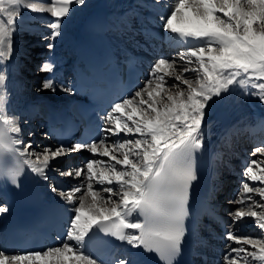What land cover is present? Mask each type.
Wrapping results in <instances>:
<instances>
[{
	"label": "snow or ice",
	"instance_id": "snow-or-ice-1",
	"mask_svg": "<svg viewBox=\"0 0 264 264\" xmlns=\"http://www.w3.org/2000/svg\"><path fill=\"white\" fill-rule=\"evenodd\" d=\"M84 4L85 0H0V14L7 17L0 19V57L7 59L13 51L9 37L22 22L17 19L22 10L50 14L49 33L44 38L51 50L53 41L62 34L65 18ZM159 19L163 31L176 37L184 50L171 59H156L138 88L111 101L89 139L33 146L31 141L14 136L21 133V127L0 113V149L8 152L0 162V179L19 189L18 178L27 167L48 183L50 191L72 205L59 246L16 255L0 250V264H97L85 254L86 238H92L94 228L132 249L156 253L163 264H175L182 254L190 191L197 179L195 156L204 148L208 112L230 94V86L240 87L242 95L264 106V0H177L174 8ZM178 63L181 67L177 70ZM40 70L52 73L54 62L44 63ZM185 73H194L195 78ZM165 76L172 78V84L167 85ZM5 82L6 74H0V85ZM37 91L53 95L60 91L71 96L77 89L48 76ZM4 102V92L0 91V103ZM113 137L118 139L107 143ZM82 151L90 153L83 164L60 170L52 167L53 161ZM257 154L264 156V146L254 147L251 155ZM49 170L81 182L68 190L58 189L50 182ZM243 175L246 181L261 185L241 182L243 193L255 194L259 200L238 194L232 202L239 207L228 213L221 264H240L237 256L241 253L245 254L244 264H264V239L242 231L246 218H250L264 237V162L249 159ZM81 177L88 181L86 189ZM94 180L99 190H93ZM82 190L84 194L77 197L75 194ZM88 196L91 199L86 214ZM7 211L6 205L0 206V213ZM137 255L130 252L116 264H140Z\"/></svg>",
	"mask_w": 264,
	"mask_h": 264
},
{
	"label": "bare ground",
	"instance_id": "bare-ground-1",
	"mask_svg": "<svg viewBox=\"0 0 264 264\" xmlns=\"http://www.w3.org/2000/svg\"><path fill=\"white\" fill-rule=\"evenodd\" d=\"M108 1L110 12H112L115 16L112 20H110L109 15L105 16V31L111 28L112 30H110L109 34L112 36L115 35L118 39L114 44L115 49L124 57L129 56L132 53H136L139 57V62L145 71L149 72L151 64L158 59L157 54H153L152 56H149L150 59H146L143 56L145 49L153 51V49H156V46L170 48L180 47L179 41L176 37L163 31L159 19L161 15H167L174 8L177 0H160L159 3H156L155 0ZM31 2L39 3L40 0H31ZM5 7H7L6 2ZM82 7H85V11L80 15V17L75 18V15ZM118 8L120 9V12ZM94 9H97V6L95 5L94 7H90L87 2L84 5L76 6L70 18H65L66 22L62 25V34L53 41L54 48H52V51L48 54V57L50 54L55 55L54 58L49 57L48 62H54V70L56 71L52 73L40 72L45 74L43 79L54 74L55 80L58 83L64 82L65 85L70 87L79 82V72L74 68V65L82 64L81 66H83L84 64L91 62L89 55L82 54L83 49L87 47L89 42L86 35L81 32V27L85 21L84 19H86L91 14L90 12ZM2 15L7 19L6 15ZM218 15L222 14L218 13ZM0 19L3 18L0 17ZM17 19L22 20V22L19 24L18 30H16L9 37L13 45V51L7 59L0 57V74H6V89L4 88V85H0V91H3L5 95V102L0 103V113L12 118L14 123L21 127V133L13 134L14 136L19 135L21 138H23V136H28L32 139L36 135H41L39 130L44 129L42 136L44 137V143L42 145L54 146L57 142L51 136L46 135V128L38 126V120L33 122L28 120L27 122L25 119L28 118L30 112L34 113L32 111L33 106L44 99L50 101L52 104H67L69 101L78 98V95L75 94L69 96L60 91H57L55 95L51 92H45L44 95H39L40 93L35 92L29 95L27 92H23L21 87L25 83L26 76H21L20 70L25 66L21 67L20 62H18L19 57L22 55H28L25 51L26 47L23 46V43L31 40L32 36L30 35L33 33L43 34L45 31L49 32L47 25L51 21L52 17L47 12L33 13L31 11L22 10V16ZM109 23L111 26L110 28H108ZM73 29L75 30V33H73L72 36ZM79 32L80 38L78 36ZM159 35H162V38H159ZM71 37H73V42L75 40L72 46L70 40ZM44 41L48 40L44 39ZM193 43L196 42L193 41ZM41 44L43 47L46 46L43 42ZM67 53H71L70 60L63 64H59L65 59V55ZM60 67H64V69H60ZM168 70L172 69H167V71ZM62 71L64 75L71 72V77L69 79H62V76L60 75ZM72 77H74V79H72ZM169 78V76H165V80H168ZM31 87L33 88V86ZM230 87V94H228L222 101L216 103L212 107L211 111L208 112L205 118L206 128L204 129V148L198 151L195 156L197 179L193 181L190 191L188 217L185 221L187 234L182 248L192 264H218V259L216 260L214 257H221L222 259L226 251L224 248L226 242L223 239L224 231L221 229L218 219L208 215L207 212L210 208L214 207L221 213L220 215L224 220L230 219L228 216L229 212L226 211L227 206H224L223 202L222 204L220 203V205H217L219 204L217 192L223 189L222 185L227 179L232 178L235 180L234 176L241 177L245 168L240 167V165H246L247 161L252 159L251 154L242 153V151L247 149V147H245L242 143L243 140L251 137L253 130L256 127H260L262 131H264V112L261 113L258 110L259 107H261V104L253 97L247 100V98L242 95V89L240 87ZM221 108L227 110L228 114L224 115V117L226 119L230 117L229 122H224L216 117L217 111ZM126 115L127 114H125V116ZM0 127H3V125H0ZM26 133H28V135ZM29 133H32V135H29ZM122 135L123 134L121 133V136ZM231 135L235 136L236 142H229ZM116 139L118 138L113 137L107 143L111 144ZM87 154L89 153L86 152L85 155H82L81 152H75L71 155H81L85 157ZM235 154L239 157H234L233 155ZM71 155L61 157L53 162L56 166H62L64 165L65 159L67 160V163L70 161ZM4 157V149H0V162H2ZM103 158L104 157H100L99 159ZM234 158L236 160H234ZM32 160L34 163L37 162L33 158ZM261 161L264 162L263 160ZM236 163H238L239 166H237ZM254 168H256V166ZM231 170L235 172L233 174L234 176L228 175V173H231ZM48 175L51 178L50 181H54L55 184L58 183L57 185L63 184L68 186V184H70L73 186V180L58 176L56 171L49 170ZM29 176L33 186L43 193L46 200L57 201L63 204L70 211L72 205L63 201L57 193L50 191L48 183L44 182L41 178H39V176L30 171ZM87 183V180L86 182H83L85 189ZM255 183L259 184V182ZM99 188L100 185L94 180L93 190H99ZM0 189L5 192L4 196L1 198L9 200L8 185L6 183H2ZM238 191V194L241 196L251 195L243 193L242 189ZM238 194L236 195L237 197ZM100 195L107 197L108 194L101 192ZM76 196L79 197V193ZM11 199L15 200L13 198ZM90 199V196L85 199L86 214L87 207L90 206ZM113 199H115V197H113ZM78 202L79 201H77V203ZM246 203L250 202L246 201ZM98 206L107 207L110 205ZM7 208V212L0 213V250H3L6 255H16L18 253L14 250V241L12 236V228L16 212L9 210L8 206ZM209 221L211 222V225L207 226ZM139 222L143 223L144 218L140 217ZM87 246L88 238H86L85 242L86 255H88ZM110 251L117 253L120 258L130 252H135L138 254L137 259L140 261V264H158V260H160L156 258V253H144L142 250L132 249L122 242L120 245H113L110 248ZM204 253L207 254L205 255ZM244 255V253H241L237 256L240 264H244ZM152 259H154L153 262ZM248 259L251 260V257ZM97 264L100 263L97 262ZM253 264H258V262H253Z\"/></svg>",
	"mask_w": 264,
	"mask_h": 264
},
{
	"label": "rangeland",
	"instance_id": "rangeland-1",
	"mask_svg": "<svg viewBox=\"0 0 264 264\" xmlns=\"http://www.w3.org/2000/svg\"><path fill=\"white\" fill-rule=\"evenodd\" d=\"M98 0H85V3L88 2L89 6L90 7H94L96 5ZM119 12H120V9L118 8ZM85 11V7H82L79 12L75 15V18H78L80 17V15ZM110 16L111 18H113L115 15L110 12ZM0 17H2L4 20H6V18L3 17L2 14H0ZM77 25V24H76ZM75 25V27H76ZM74 27V29H75ZM72 30V36H73V33H75V30ZM48 31H45L43 32V34H38V33H33L31 34L30 36H32L31 40H29L28 42H24L23 43V46L26 47V53L28 55H22L21 57H19V60L18 62H20V66L21 67H24V68H21V76L23 75L26 80H25V83L22 85L21 89L23 90V92H27L29 95L33 94L34 92L35 93H40L39 95H44L45 94V91H37L41 81L43 80V78L45 77V74L44 73H40L42 72L40 69H41V66L44 64V63H48V54L52 51L49 50L48 48V43L49 41H44V37L48 35ZM73 37L70 38L71 40V46L72 44H74L73 42ZM43 40V41H42ZM43 42V44H46V46L43 47V45L41 44ZM20 50V49H19ZM184 49L182 47H179V48H169L168 51H167V54L163 55V57H167L169 59H171L172 57H174L176 55V53L178 51H183ZM40 52V53H39ZM28 56V57H27ZM71 57V53H67L65 55V59L64 61L67 62L69 61ZM162 57V56H161ZM160 58V57H159ZM26 59V60H25ZM23 60V61H22ZM23 62H26V63H23ZM44 62V63H43ZM24 64V65H23ZM179 64V63H178ZM195 65L193 64L191 67H194ZM181 67V65H177L176 66V69L178 70L179 68ZM24 72V73H23ZM168 72H173V69L172 70H168ZM20 73V72H19ZM185 76L190 78V79H194L195 78V74L194 73H185ZM31 81V82H30ZM167 81V85H170L172 84L173 80L172 78L170 77ZM33 86V88L31 87ZM4 88L6 89V86L4 84ZM246 97V96H245ZM247 100L251 97H246ZM255 100V99H254ZM253 100V101H254ZM23 101V100H22ZM262 107V108H261ZM259 107V112H264V107L261 106ZM27 120H32V121H35V117L30 115L29 116V119H26ZM43 129L39 130L40 134H41V131ZM28 135V133H26ZM225 134V133H224ZM123 136V135H122ZM42 136L41 135H36L34 138H30L28 136H23L22 139H24L25 142H28V141H31V143L33 144V146L36 145H41L43 146V140H42ZM250 145V142L247 141V146ZM252 145V148L249 149V152L252 153L254 147H257L256 145ZM55 146V145H54ZM254 146V147H253ZM258 146H264V145H258ZM238 152V151H237ZM234 157H239L237 156L236 154L233 155ZM33 159H35V157H32ZM100 158V156L98 157V159ZM252 159H256V158H259V160H263L264 161V156H261L260 154H257L256 156H252L251 157ZM107 158H103V160H106ZM236 160V159H234ZM67 161V160H66ZM71 163H73V165H75V163L77 162L76 161V158L73 156V158L70 160ZM65 163V162H64ZM69 164V163H68ZM81 165V164H80ZM79 166V165H77ZM52 167L55 168L56 170H60V169H63V168H66L68 167L67 164L65 165H62V166H56L54 162H52ZM97 167H100V166H97ZM119 167V166H117ZM237 167V166H236ZM255 167V166H254ZM235 172L231 170V173H228V175H233ZM234 176V175H233ZM229 177V176H228ZM81 180L83 182H86V180L84 178H81ZM235 181L237 180H233V179H227L225 184H224V187L223 189H226L222 192V190L220 191V193L218 194V196L221 194V193H226L227 190L230 189V192L232 191V195L231 193L229 194V191L227 192V195H223L222 197H220L221 199H219L220 202H224L223 205L224 206H227V211L228 212H231L232 209L234 208H237L239 207V205L237 204H234L232 203L234 200H236L233 196V193H237L238 192V189L235 188V191H233V186L236 187L235 185ZM242 181H245V182H248L246 181V178L245 177H242L240 180H239V185L242 184L241 182ZM52 184H54L53 181H50ZM81 181H74L73 185L74 186H69L67 187L66 189L64 190H68L72 187H75L76 184L80 183ZM250 184V186H253V184H255L256 186H261L260 184H256L255 182H251L249 181L248 182ZM98 184V183H97ZM58 189H61V187H58ZM84 194V190H82L81 193H79V196L83 195ZM75 195H78V193H76ZM253 196L254 199H258L259 200V197L256 196L255 194H251ZM231 209V210H230ZM247 210V209H245ZM259 210V209H257ZM242 231L245 233V234H248V235H252L254 238H257V239H264V237H261L259 235V230L255 227L254 224L251 223L250 221V218H246V222L245 224L242 226Z\"/></svg>",
	"mask_w": 264,
	"mask_h": 264
},
{
	"label": "water",
	"instance_id": "water-1",
	"mask_svg": "<svg viewBox=\"0 0 264 264\" xmlns=\"http://www.w3.org/2000/svg\"><path fill=\"white\" fill-rule=\"evenodd\" d=\"M97 6L103 10H108L107 0H100ZM218 117L221 118L220 116Z\"/></svg>",
	"mask_w": 264,
	"mask_h": 264
}]
</instances>
